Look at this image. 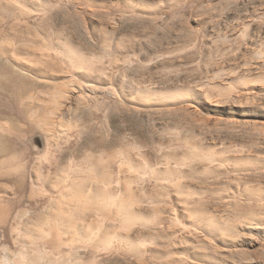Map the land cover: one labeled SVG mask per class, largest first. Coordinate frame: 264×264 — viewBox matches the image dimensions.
Wrapping results in <instances>:
<instances>
[{"label":"rangeland","instance_id":"obj_1","mask_svg":"<svg viewBox=\"0 0 264 264\" xmlns=\"http://www.w3.org/2000/svg\"><path fill=\"white\" fill-rule=\"evenodd\" d=\"M21 10L15 0H0V110L3 112L0 113V209L3 204L8 205L9 198L15 197V181L19 182L23 165H27L30 185L36 179L33 178L35 166H39L44 182H54V190H44L47 186L42 183L33 185V202L25 201L5 219L0 215V262L4 261L5 248L12 252L20 249L14 231L22 226L17 212L30 208L34 214L41 213L51 202L67 211L68 204L59 194L63 179L71 177L80 182L87 178L91 166L87 162L91 155L97 159H119L123 146L141 148L143 152L147 149L146 152H152L154 163L166 160L165 165L169 163L178 176L184 171L186 183L206 190L205 196L213 198L209 203L217 209L223 208V202L211 192L213 187L225 195L238 188L240 178L254 177V183L258 181L260 185V180L264 185V132H258L255 127L264 126V0H54V9L48 15L30 17L21 14ZM34 32L46 40L54 38V43L72 36L91 55L97 56L96 66L101 71L92 73L87 79L56 57L54 65L47 68L61 76L60 79H45L23 72L9 58L5 45L16 49L24 48L27 43L34 46L35 43L28 39ZM106 39L114 41L111 52L104 44ZM70 79L85 86L89 80L95 90L83 86L87 90L83 88L87 102L77 103L79 99L73 98L63 106L65 112L63 109L61 116L68 124H73L70 129L73 131L69 130V140H62L59 147H52L45 140L42 155L33 145L34 141L39 142L38 136L46 137L38 119L51 115L54 104L46 98L53 95L56 86ZM21 86L29 95H17L16 90ZM143 87L161 94L179 91L184 94L191 89L198 97L196 100L178 97L134 104L120 95L122 91ZM193 148L224 158L227 169L213 172L214 169L208 168L207 171L203 165L206 163L200 159L187 162L188 166L191 164L187 168L186 164L178 165L177 158L184 157ZM46 151L51 161L40 159ZM238 162L248 170L237 167L240 166ZM96 166L100 170L112 168L113 171L114 168L116 174L119 169V165ZM123 168L129 166L123 165ZM177 170L181 172L178 174ZM218 172L221 176L216 174ZM248 175L249 178H245ZM153 180L149 178L145 184L154 185ZM244 184L239 187L243 188ZM28 191L30 193V189ZM227 213L224 214L226 219L235 221V216ZM58 221L55 218L43 227L54 228V259L45 257L39 264H69L66 257L57 254L59 246L64 251L70 249L65 241L69 233L57 224ZM263 239L258 238L255 244L248 246L243 244L240 251L228 252V259L264 264ZM45 241L35 238L33 247L38 246L40 250L46 247Z\"/></svg>","mask_w":264,"mask_h":264},{"label":"bare ground","instance_id":"obj_2","mask_svg":"<svg viewBox=\"0 0 264 264\" xmlns=\"http://www.w3.org/2000/svg\"><path fill=\"white\" fill-rule=\"evenodd\" d=\"M15 1L22 7L21 14L29 15L30 17L31 15H37L38 17L41 14L48 15L49 12L54 9V0ZM114 28L115 26L113 29ZM38 34L39 33L34 32L33 35L30 37L28 36V39L35 43L34 46H29L27 43L24 48L22 46V48L17 47L18 49H16L12 45L7 47L5 43L7 48L5 52L13 63L23 72L33 73L45 79H60L61 76L57 75L55 71H50L47 68L48 65L54 63L56 57L63 60V62H65L71 70L73 69L75 73L84 74L87 79L93 76L92 73L99 70L101 71V68L96 66L97 56L91 55L89 51L83 48L84 46L77 43L72 36L67 37L64 42L54 43V38L46 40ZM111 42L112 41L109 39L104 41L106 48L110 52L114 41ZM117 48H122L119 42L117 43ZM74 80L75 79L65 80L60 86H56L51 97H45L46 100L52 101L54 106L48 118L39 117L38 119V123L41 124L42 130L46 133V137L38 136L39 142L34 141L33 145L34 148L39 149V153L41 154L44 152L45 140H47L46 143L50 146L59 147L62 140L65 142L70 138L71 133H69V130L72 128L71 125L73 124H68L65 118H62L63 106L68 105L71 99L73 101V98L79 99L78 102L75 99L77 103H81V101L86 103L87 98L84 96L83 88L89 87L95 90V85H92L89 80L86 86L80 85ZM26 90L27 89L23 86L18 87L16 90L17 95L24 96L28 94ZM84 90L86 89L84 88ZM196 93L190 89L188 92H184V94L183 92L181 94L180 91L177 93L161 94V92L150 89L149 87H143V89L139 90L130 89L122 91L120 95L123 99L129 98L130 101L136 104L141 102L148 103L157 99H174L178 97L196 100L198 97ZM31 96L32 94L30 97ZM257 108L259 109V103ZM1 112L0 110V113ZM257 124L260 125L261 123ZM255 127L258 129V132L260 130L264 132V126ZM262 134L264 135V133ZM122 139L124 140V138ZM69 143H67V145H69ZM130 143L132 144V142ZM130 143L127 144L130 145ZM118 145L120 144L118 143ZM135 145H137L136 142ZM142 150L141 148L136 149V147L123 146V148L119 150V159L110 158L107 160L97 159L90 154L89 161H86L88 163L87 165H91L87 178L81 181L79 180L80 182L68 176V178L63 179V189L59 194L61 199L68 204L67 211L54 206V202H51L44 208V211L41 213L37 212V214H34L30 208L19 210L16 216L17 219H21L20 224H22V226L20 229H14V231L17 233L16 242L21 245L20 249L12 252L5 248L4 261H1L0 264H39L45 257L54 259V228L45 229L43 227L46 224L50 225V222L54 221L55 218L56 220L59 219L57 224L59 226H64L67 230L65 231L69 233V236L65 239V241L69 243V251H64L61 246L57 247V254L66 257L69 264H246L243 262L239 263L240 261L231 262L228 259L227 253L237 252L239 248L242 249L241 247L245 246L243 244H247L248 246V244H255L258 238H264V185H261L262 182L259 180V185L258 181L254 183V177L252 178L253 181L251 178L246 180L240 178L241 180L243 179V181L239 179L241 182H239V184L245 183L244 187L240 188V185L237 183L238 185H236L238 188H234L233 191L230 190L227 192V190L219 189L220 191H226L227 194L224 193L225 195L220 194L222 193L220 191V193H218V188H216V190L213 187L217 193H215L214 190L211 191L212 188L211 190L208 189V191L210 190L213 192V194L223 202V208L220 206L221 209H217L214 208L215 206L212 207L209 203L213 198L205 196L206 190L198 186L195 187L193 185L194 183H186L187 180H185V176L182 175L184 171L181 172L179 170L178 172L177 170L178 174L181 172L178 176L175 170H173L171 166H168V162V165H165L164 162L166 160L164 162L162 161L163 163H154L152 161V152H146L147 149H145V152ZM45 154V156L40 158L41 160L50 159L47 151ZM187 154L184 157L177 158L176 163L181 166L184 164L185 166L189 161L192 162L195 160L197 162V160L200 159L203 163H206L205 165L201 162L205 168H207V171L214 169L212 171L217 172L215 169H227V165L224 161L225 159L216 154L210 152L206 153L198 149L191 150ZM241 159L243 158L241 157ZM49 161H51V159ZM49 161L45 162L47 163ZM20 163L19 165H21ZM198 163L200 162L198 161ZM187 164L186 168L188 166ZM240 164L241 162L239 165ZM38 165H40V163ZM96 165H119V169L116 174L114 168V172L111 170L112 168L110 170H100ZM123 165H128L129 168H123ZM26 166L27 165L22 166L23 172L19 178V182L15 181L16 191L14 193L13 191L11 192L15 197L9 198L8 205L5 206V204H3L4 206L0 209V215H2L3 218L16 212V208L20 207L25 201H34L33 185L36 187L37 184L42 183L44 187L47 186L44 190H48V192L51 190V192H53L54 190V182L48 181L49 184L44 182L45 179L42 172L39 170V166H35L36 173L33 178L36 179L33 185H30L26 174ZM190 166L191 164H189L188 167ZM236 166H234V168ZM174 167L175 166H173V168ZM237 167L243 168L244 166L240 165ZM177 168L179 167L177 166ZM244 168V170L247 169V167ZM179 169H181V167ZM243 169L242 171H244ZM190 170L191 169H189V171ZM222 171L225 172V170ZM194 173L196 174V172ZM220 173L218 172L216 174ZM188 176L191 178L192 173L191 176ZM241 176L243 175L241 174ZM195 177H197V175ZM149 178L154 179V185L150 184V186L145 184ZM245 178H249V175ZM56 181H58V179ZM235 181L237 182V180ZM28 189H30V193ZM171 212H173L174 216H171ZM227 212L235 216V221L227 220L229 217L226 219L227 215L224 216V214ZM236 217H238L237 220ZM35 238H41L44 241L46 239L44 242L46 247L40 250L37 248L38 246L33 247L36 242H34Z\"/></svg>","mask_w":264,"mask_h":264}]
</instances>
